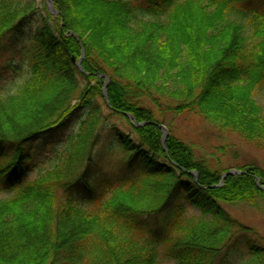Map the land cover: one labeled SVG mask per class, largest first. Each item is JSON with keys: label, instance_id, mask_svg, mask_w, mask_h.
<instances>
[{"label": "trees", "instance_id": "obj_1", "mask_svg": "<svg viewBox=\"0 0 264 264\" xmlns=\"http://www.w3.org/2000/svg\"><path fill=\"white\" fill-rule=\"evenodd\" d=\"M249 1L52 0L57 16L44 6L29 77L0 96V193H11L0 197V264H216L222 252L218 264L237 252L264 264V244L223 207L264 205L263 168L236 164L222 179L231 167L166 117L202 119L264 150V9ZM33 10L0 0V50ZM66 132L52 167L26 180L28 144ZM111 165L121 172L96 178Z\"/></svg>", "mask_w": 264, "mask_h": 264}, {"label": "rangeland", "instance_id": "obj_2", "mask_svg": "<svg viewBox=\"0 0 264 264\" xmlns=\"http://www.w3.org/2000/svg\"><path fill=\"white\" fill-rule=\"evenodd\" d=\"M32 1L34 3L33 15L26 21V27L22 36L8 42L4 49L0 50L1 97L14 94L17 87L29 77L31 71L29 62L33 49L32 39L38 27L37 21L39 18H46L44 6L46 5L48 13H51L53 16L58 15L52 0V9L55 12L50 11V2H48V0ZM246 4H249L250 9L256 10V12L258 11L260 14L264 9V0H251ZM77 61L75 60V65ZM255 98L264 110V90L257 91ZM83 113L84 110L82 108L79 109L73 121L78 120ZM166 117L170 122V128H172L174 135L185 141H189L194 149H200L212 162L223 167H231V170L233 165L254 162L264 170V150L251 145L235 133L221 131L209 122L207 123L202 119H196L188 115L179 117L167 115ZM73 124L72 122L71 126ZM49 136V134H45L28 144V156H30V158L26 162L24 173V178L28 181L34 180L35 177L45 173L46 170L52 167L60 149H57V146L66 138L67 132L66 134L59 133L54 137ZM117 172H121V168L116 165L101 167L96 173V178H101V176L105 174L112 175V173ZM10 195L11 193L7 190L0 193V197L2 198L9 197ZM223 207L238 222L242 223L244 226L246 225L249 229V234L256 238L258 237L262 244H264V205H261L260 208H252L246 203L233 205L223 204ZM185 215L189 218L193 217L194 219L200 216L199 212L192 207L187 208ZM231 256V264H243L248 260L247 253L245 252H237ZM218 257L216 264L223 262L225 258L224 252ZM159 260V264H174L171 259L168 260L159 257Z\"/></svg>", "mask_w": 264, "mask_h": 264}, {"label": "water", "instance_id": "obj_3", "mask_svg": "<svg viewBox=\"0 0 264 264\" xmlns=\"http://www.w3.org/2000/svg\"><path fill=\"white\" fill-rule=\"evenodd\" d=\"M48 2H50V11H53V12H55L53 9H52V2H51V0H48ZM82 58H83V56L76 62V67H78V69L82 72V73H84V71H83V69H82V66H80V64H81V61H82ZM73 61H74V57H73V59H72ZM98 77H103L102 75H99ZM106 79V83L105 84H107V81H108V77H106L105 78ZM103 95H104V98H106V96H105V88H104V91H103ZM106 101H107V98H106ZM129 119H131V117L129 116ZM136 124V123H135ZM159 126V128H161V131H162V147H163V149H164V143H165V138H166V136L168 135V129L165 127V125L163 126V125H158ZM190 173L191 174H193L194 176H195V180H196V178H197V173L196 172H193V171H190ZM232 173H240L238 170H236V169H232V170H230V171H228V172H226V173H224L221 177H222V179L226 176V175H232ZM258 184H259V182H258Z\"/></svg>", "mask_w": 264, "mask_h": 264}]
</instances>
